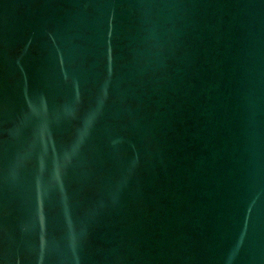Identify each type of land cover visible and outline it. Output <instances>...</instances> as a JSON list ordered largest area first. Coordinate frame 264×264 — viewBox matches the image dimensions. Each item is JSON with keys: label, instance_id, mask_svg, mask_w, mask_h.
<instances>
[{"label": "water", "instance_id": "95a60500", "mask_svg": "<svg viewBox=\"0 0 264 264\" xmlns=\"http://www.w3.org/2000/svg\"><path fill=\"white\" fill-rule=\"evenodd\" d=\"M0 264H264V0H0Z\"/></svg>", "mask_w": 264, "mask_h": 264}]
</instances>
